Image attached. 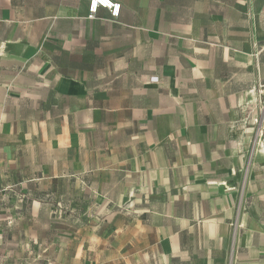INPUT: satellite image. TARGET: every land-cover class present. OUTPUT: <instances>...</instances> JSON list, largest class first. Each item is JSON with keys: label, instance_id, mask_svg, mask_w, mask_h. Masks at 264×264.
Returning a JSON list of instances; mask_svg holds the SVG:
<instances>
[{"label": "crops", "instance_id": "crops-1", "mask_svg": "<svg viewBox=\"0 0 264 264\" xmlns=\"http://www.w3.org/2000/svg\"><path fill=\"white\" fill-rule=\"evenodd\" d=\"M117 1L0 0V264H264V0Z\"/></svg>", "mask_w": 264, "mask_h": 264}, {"label": "built area", "instance_id": "built-area-1", "mask_svg": "<svg viewBox=\"0 0 264 264\" xmlns=\"http://www.w3.org/2000/svg\"><path fill=\"white\" fill-rule=\"evenodd\" d=\"M122 4L117 0H89V18H96L98 10L105 8L110 12L112 18H118L121 14ZM158 79V78H154ZM254 123L258 125L260 118H254ZM258 133H262V128H258Z\"/></svg>", "mask_w": 264, "mask_h": 264}, {"label": "rangeland", "instance_id": "rangeland-1", "mask_svg": "<svg viewBox=\"0 0 264 264\" xmlns=\"http://www.w3.org/2000/svg\"><path fill=\"white\" fill-rule=\"evenodd\" d=\"M85 217H86V222L90 221L92 219V215H91V212L90 210L87 211V213L85 214Z\"/></svg>", "mask_w": 264, "mask_h": 264}]
</instances>
